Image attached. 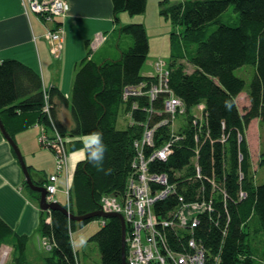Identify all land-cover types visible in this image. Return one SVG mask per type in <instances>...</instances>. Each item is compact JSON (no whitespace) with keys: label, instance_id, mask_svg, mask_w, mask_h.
<instances>
[{"label":"trees","instance_id":"obj_1","mask_svg":"<svg viewBox=\"0 0 264 264\" xmlns=\"http://www.w3.org/2000/svg\"><path fill=\"white\" fill-rule=\"evenodd\" d=\"M111 2L115 34L108 44L104 35L77 64L69 98L44 88L41 76L22 62L0 61V120L6 132L14 139L32 126L42 128L38 143L53 152L49 139L69 151L68 139L81 138L73 148L84 153L85 136L101 132L107 147L103 166L110 174L84 158L77 161L69 174L72 199L65 208L70 213L98 210L102 195L120 191L138 170V158L150 159L148 174L164 176L175 189L154 203L158 223L174 221L181 243L194 236L207 250L206 264H264V180L257 176L264 165V0H159L160 16L177 30L170 34V61L153 65L149 75L141 72L149 51L144 24L120 22L122 13L132 19L144 13L147 0ZM170 100L182 108L166 111ZM60 104L68 106L70 127L58 116ZM253 120L259 135L255 165L246 137ZM149 132L150 143L145 142ZM165 147L170 154L157 158ZM62 175L60 167L42 182L53 184L51 177L58 181ZM159 189L150 184L151 194ZM50 217L37 239L38 249L42 238L52 242L51 250L42 249L44 264H81L71 231L97 217L74 222L61 210ZM100 221L104 224L88 238L99 252L96 264H122L119 219ZM170 228L164 233L172 245ZM8 240L11 264H31L28 237L0 217V245Z\"/></svg>","mask_w":264,"mask_h":264},{"label":"crops","instance_id":"obj_2","mask_svg":"<svg viewBox=\"0 0 264 264\" xmlns=\"http://www.w3.org/2000/svg\"><path fill=\"white\" fill-rule=\"evenodd\" d=\"M24 0H0V61L16 59L30 67L41 76L44 88H57L66 98L70 97L75 67L91 51L88 41L91 36L102 31L108 44L115 34L117 25L113 22L111 0H67L69 10L57 22H46L36 14H26ZM135 21L125 13L120 15V22ZM58 23L65 33L63 50L58 58L49 52L48 42L44 37L45 27L50 28ZM99 49V48H98ZM95 50L99 54V50ZM93 53V52H92ZM57 102V97L55 98ZM58 116L68 127L73 125L68 106L60 104ZM40 128L32 126L15 135L31 178L36 182L44 181L45 175L54 171L53 152L38 143ZM77 137L69 138L67 146L71 152L68 164L72 173L77 161L84 158L83 148L76 147ZM24 174L9 143L0 132V217L19 235L28 237L27 258L31 264H44V256L32 242L40 236L39 215L34 200H26ZM63 179L58 180L59 189L63 188ZM22 188V189H21ZM59 202L62 197L55 198ZM38 242V241H37ZM37 252L40 256H37ZM36 258V260L34 259ZM37 258L39 262H37ZM36 262V263H35Z\"/></svg>","mask_w":264,"mask_h":264},{"label":"built area","instance_id":"obj_3","mask_svg":"<svg viewBox=\"0 0 264 264\" xmlns=\"http://www.w3.org/2000/svg\"><path fill=\"white\" fill-rule=\"evenodd\" d=\"M24 5H32V9L36 13H42L45 15L47 21L58 20L60 16H63L68 12L69 7L65 0H24ZM61 24L58 23L52 31H48L46 37L53 40L54 44L49 47V51L54 57H58L62 51L61 45ZM98 39L96 35L94 39ZM104 38V36H103ZM102 38V40H103ZM101 40V41H102ZM97 42L98 44L101 42ZM96 43V44H97ZM97 44V45H98ZM94 48H96V46ZM92 48V45H91ZM93 48V49H94ZM157 67L162 66L163 61L159 60ZM154 92L152 91V95ZM180 106L174 100H170L166 103V111H175L176 107ZM182 108V107H181ZM182 110V109H181ZM149 137L146 138L145 142L150 143L151 133L149 132ZM147 136V135H146ZM54 147L59 151L60 148H64L63 144H55ZM59 153V152H58ZM170 154L168 147L159 150L156 157L159 159H165ZM138 162V163H137ZM139 166H136V164ZM133 166L138 167L131 177L125 180V187L121 194L117 197L121 198L120 208H116L110 204L109 201L104 198H109L107 195H102L100 199V208L103 212H116L123 216L125 226H126V236H125V259L127 264H206L207 250L205 247L196 241L194 236L190 237L184 243H181V239L177 236L175 231L174 221L162 220L160 223L155 219L153 205L159 199L165 198L168 194L174 193V185L169 183L168 180L161 175H149L147 170L149 167L150 159L145 161L142 158H138ZM62 163L59 166L62 167ZM55 177H52L53 180ZM150 184L160 187L159 191L155 194L150 193ZM172 185V187H171ZM52 184H47V187H51ZM112 195V194H111ZM116 196V195H114ZM116 198V197H114ZM113 203V202H112ZM137 206L136 210L131 208V204ZM123 211H120L122 210ZM145 209V211H144ZM47 218V216H46ZM136 220V221H135ZM46 223L48 220H46ZM104 224V223H102ZM179 223V226H183ZM198 221L195 219L192 221L190 226L191 230L196 227ZM171 225V226H170ZM171 227L170 230L174 231L173 244L170 245L167 237L165 236L164 230ZM192 235V233H191ZM43 249L49 251L52 249V242L47 241L42 238ZM182 244L180 249L179 244ZM146 252V253H145ZM205 259V260H204Z\"/></svg>","mask_w":264,"mask_h":264},{"label":"rangeland","instance_id":"obj_4","mask_svg":"<svg viewBox=\"0 0 264 264\" xmlns=\"http://www.w3.org/2000/svg\"><path fill=\"white\" fill-rule=\"evenodd\" d=\"M65 1L67 2V0H65ZM158 1L159 0H147L145 12L140 14V15H136L134 17L135 22H141L144 24V26L146 28L147 37H148L149 51H148L147 59L144 62L143 67H142V71H141L143 74H146V75L154 74L155 69H154L153 65L156 66V64L160 62L159 60H162L163 62L165 61L167 63L170 61V48H171L170 47V41H171V39H170L171 35L170 34L172 31H174L176 29L175 27H173V25L169 19H165L162 15L160 16ZM170 1L173 2L176 0H170ZM67 4H68V2H67ZM23 7H24V11L26 12V14L33 13V14H36L38 16V18L40 20H42L43 22L47 21L45 19V15H42V13H36L33 11L32 5H31V7L30 6L25 7L24 2H23ZM68 7H69V4H68ZM65 15H66V13L63 16H60V19L62 17H64ZM126 15H128V14H126ZM54 22H56V20H54ZM56 26L50 27V28L45 27L44 37L47 40L49 47L52 45V43L54 44V42L52 39H50V44H49V38L46 37V34L48 31H52L50 29H54ZM61 34H62L61 45H62V50H63L64 42H65V33H64L63 27L61 28ZM96 35L98 36V39L97 38L94 39V37ZM104 35L105 34L102 31H98V32L94 33L88 41L89 49L90 50L93 49L94 46L98 44L97 42L102 40ZM91 45H92V48H91ZM50 54H51V52H50ZM242 102H245V97L243 95H240L239 106H241ZM180 110H181V108H180ZM257 127H258V122L256 120H253L251 122V124L249 125L247 132H246V137H247L249 149L251 152L252 162L254 163V165L258 163L257 161H258V151H259L258 150V148H259V135H258V128ZM40 130H41L40 134L43 135L42 128H40ZM44 133H45V131H44ZM45 136H46V133H45ZM148 137H149V134H147L146 138H148ZM49 141L54 145L56 144L54 139H49ZM63 147L64 148L59 147V149H60L59 151L56 149V152H53L52 149H50L53 152V157H54V171L60 169V166H59L60 162L63 164V166H62V174L63 175L61 178L64 181L63 188L59 189L58 181L56 179H53V184L49 188L47 187V184H45L43 182H42L43 184H38V185L43 186L46 190V195H45L46 203L57 202L61 205V203L55 199L56 197L61 196L62 201H63L62 202L63 207H65V204L68 203V200L72 199V193H71V188H70V184H69L70 179H69V169H68V164L70 163L72 155H71L70 151H67V148L64 145H63ZM15 157H16V155H15ZM16 159H17V157H16ZM27 170L30 173L29 167H27ZM49 175L48 174L45 175L44 178L46 176L48 177ZM55 176H57V175H55ZM257 176H258L259 181L264 180V165L257 169ZM23 184H24L23 188L27 194L26 200L29 203H31V198H32L36 204L38 211L40 212V215L38 218V220H39L38 226L40 229L42 222L46 223V220H48V222H51L50 213L53 210L50 208L41 209L40 205H39L40 193L33 191L28 186L27 182L25 181V178H24ZM124 187H125V183H124L123 188L120 191L114 192V193H109L107 195L109 198H104V199L109 201L110 204L113 205L114 207H116L117 209L120 208L121 198L117 197V195L122 193ZM171 187H172V185H171ZM33 192L37 193L38 197L36 195H33L32 194ZM114 195H116V196H114ZM70 197H71V199H70ZM114 197H116V198H114ZM70 204H71V201H70L69 205ZM71 206H72V204H71ZM136 207L137 206L131 204V208L133 210H136ZM100 210L102 211V209H100ZM120 211H123V209ZM136 211H138V210H136ZM144 211H145V209H144ZM119 214H120V212H119ZM46 216H47V218H46ZM100 220H101V217L94 218L93 220L89 221L88 223L84 224L83 226H79L76 223L74 230L71 231L72 244H73L74 249L76 250V252L79 255V259H80L81 264H85V262H86V264L99 263V252H98L97 246L95 245V243L88 241V238L92 234H94L97 230H99L101 228L102 224H101ZM74 222H78V221H74ZM81 238H83L85 240V243L83 245H81L79 243ZM8 241L6 243H2L0 245V258H1L3 253L6 254V259L4 261V264H11L13 261V249L11 247L10 240H8ZM32 242L34 243V245L37 246L36 238H33ZM42 249H40L41 252H43L45 250V248L43 249V251H42ZM37 256L38 257L40 256V254L38 252H37ZM34 259L36 260V258H34ZM207 260L208 259H206V261ZM37 262H39L38 258H37Z\"/></svg>","mask_w":264,"mask_h":264},{"label":"water","instance_id":"obj_5","mask_svg":"<svg viewBox=\"0 0 264 264\" xmlns=\"http://www.w3.org/2000/svg\"><path fill=\"white\" fill-rule=\"evenodd\" d=\"M0 132L2 133V135L4 136V138L9 142V144L11 145L18 163L20 165V167L22 168L23 174H24V178L25 181L27 182L28 186L36 192L40 193V199H39V205L41 209H46V208H50L52 210H61L63 213H65L68 218L70 220L73 221H81V220H87V219H91L94 217H101V218H110V217H117L121 223V263L122 264H127L126 260H125V235H126V226H125V222L123 219V216L120 215L119 213L116 212H103L100 209L92 211V212H88V213H84L81 215H74L72 213H70L67 208L63 207V205L57 203V202H51V203H46L45 200V195H46V190L43 186L40 185H36L32 178L30 173L27 170V166L26 163L24 161V158L22 156V153L18 147V145L16 144V142L14 141V139L6 132L1 120H0Z\"/></svg>","mask_w":264,"mask_h":264},{"label":"clouds","instance_id":"obj_6","mask_svg":"<svg viewBox=\"0 0 264 264\" xmlns=\"http://www.w3.org/2000/svg\"><path fill=\"white\" fill-rule=\"evenodd\" d=\"M85 155L84 160L92 164L99 171L104 172L106 175L110 174L111 169L104 168V157L107 151L106 145L103 143L101 132H92L85 136ZM79 243L83 245L85 240L80 239Z\"/></svg>","mask_w":264,"mask_h":264},{"label":"bare ground","instance_id":"obj_7","mask_svg":"<svg viewBox=\"0 0 264 264\" xmlns=\"http://www.w3.org/2000/svg\"><path fill=\"white\" fill-rule=\"evenodd\" d=\"M5 259H6V254L3 253L1 258H0V264H4Z\"/></svg>","mask_w":264,"mask_h":264}]
</instances>
